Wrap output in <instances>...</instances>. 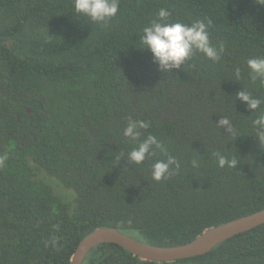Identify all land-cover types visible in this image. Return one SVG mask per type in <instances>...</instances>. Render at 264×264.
<instances>
[{
  "label": "trees",
  "instance_id": "obj_1",
  "mask_svg": "<svg viewBox=\"0 0 264 264\" xmlns=\"http://www.w3.org/2000/svg\"><path fill=\"white\" fill-rule=\"evenodd\" d=\"M160 8L169 22L210 19L220 60L197 53L158 70L139 34ZM252 57H264V7L254 0H119L102 23L76 15L73 0H0V264H70L99 227L183 244L264 209V147L252 124L264 84L249 79ZM242 88L260 109L235 101ZM222 116L233 133L216 125ZM129 117L149 122L140 140L155 135L167 152L129 165ZM168 155L179 168L156 182L151 166ZM218 155L239 163L220 168ZM83 264H264V223L201 255L158 262L102 243Z\"/></svg>",
  "mask_w": 264,
  "mask_h": 264
},
{
  "label": "clouds",
  "instance_id": "obj_2",
  "mask_svg": "<svg viewBox=\"0 0 264 264\" xmlns=\"http://www.w3.org/2000/svg\"><path fill=\"white\" fill-rule=\"evenodd\" d=\"M255 4L264 7V0H254ZM74 13L91 20L92 22H106L119 11V0H73ZM173 14L166 8H160L156 13V19L143 27L142 34H139V42L142 45L139 49L148 50L162 72H172L173 69H180L186 61H189L197 53L212 62H218L221 58L222 49L212 45L208 28L211 26L210 19H196L190 24L179 20L169 22ZM249 79L255 83L258 79L264 84V57H252L246 61ZM234 76L236 81L241 79V69L235 68ZM239 100L245 104L251 113L261 108L262 100L254 97L249 91L242 88L235 95V101ZM254 137L261 147H264V111H261L252 120ZM221 129L226 127V132L233 133L234 127L231 120L222 116L216 123ZM150 123L143 120H133L129 117L123 129V136L134 146L127 153V163L139 165L146 159L156 155V151L167 152L162 142L152 134L140 140L141 129H148ZM7 157L0 158V165ZM238 160L235 157L228 158L218 155L217 165L220 168H236ZM193 168L199 167V161H191ZM173 166L179 168L175 157L168 155L166 160H156L151 166V177L154 181L160 182L173 174ZM55 244V240L52 241Z\"/></svg>",
  "mask_w": 264,
  "mask_h": 264
},
{
  "label": "water",
  "instance_id": "obj_3",
  "mask_svg": "<svg viewBox=\"0 0 264 264\" xmlns=\"http://www.w3.org/2000/svg\"><path fill=\"white\" fill-rule=\"evenodd\" d=\"M264 223V209L213 226L195 239L173 246H156L116 227H99L84 236L71 256L70 264H83L89 252L102 243H116L143 260L174 261L211 251L220 242Z\"/></svg>",
  "mask_w": 264,
  "mask_h": 264
}]
</instances>
